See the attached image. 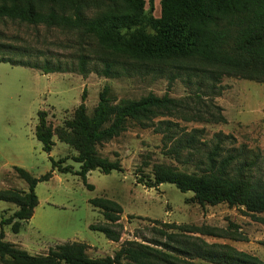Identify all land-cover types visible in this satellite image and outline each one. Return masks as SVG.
Segmentation results:
<instances>
[{
    "label": "rangeland",
    "instance_id": "rangeland-1",
    "mask_svg": "<svg viewBox=\"0 0 264 264\" xmlns=\"http://www.w3.org/2000/svg\"><path fill=\"white\" fill-rule=\"evenodd\" d=\"M148 6L146 2L145 8ZM159 9L160 0H156L152 13L158 16ZM97 11L89 7L86 14ZM0 31V57H21L30 62L48 58L70 66L80 52L92 58L109 55L94 38L82 42L74 30L7 20L0 22ZM97 65L95 61L89 63L91 68L85 74L71 69L44 73L38 67L0 61V188L26 189L27 183L14 171V165L34 176L51 169L50 157H65V163L74 169L79 167L71 157L76 151L56 135L51 151H44L34 127L39 108L48 111L47 118L53 126L72 117L83 87L88 112L105 84L116 100L138 98L149 92L174 97L176 106L157 113L153 120L170 119L183 131L202 128L196 146L184 149L175 158L167 152L171 142L164 140L162 132L155 131L153 125L128 120L126 129L98 146L101 154L119 158L122 170H89V188L78 174L54 169L48 179L36 183L38 202L31 217L22 221L20 230L13 232L9 224L2 225L5 238L31 253L45 252L58 242L81 240L87 243V252L93 257L112 254L123 240L135 238L178 254L179 259L174 260L177 264H220L196 255V243L201 244L203 239L229 244L264 262V212L253 216L243 206L226 202L200 205L192 200L191 190L182 191L171 182L146 186L138 181L148 177L154 162L180 170H199L206 151L217 141L216 132L227 134L221 142L223 153L244 148L259 154L252 174L264 178V82L221 71L198 58L134 62L127 74L118 76L97 73ZM98 195L110 197L122 207L116 225L120 231L117 240L89 227L90 223L104 221L102 212L89 202L90 197ZM17 207L12 201L0 199V217L10 215ZM176 224L187 227L180 229ZM202 225L226 228L229 234L217 236L193 230L192 226ZM170 232L179 234L169 235ZM170 246L184 247V251L177 253Z\"/></svg>",
    "mask_w": 264,
    "mask_h": 264
},
{
    "label": "trees",
    "instance_id": "trees-1",
    "mask_svg": "<svg viewBox=\"0 0 264 264\" xmlns=\"http://www.w3.org/2000/svg\"><path fill=\"white\" fill-rule=\"evenodd\" d=\"M148 2V9L145 3ZM89 7L98 9L87 15ZM153 0H0V22L7 20L20 24L59 27L78 32L79 39L94 38L109 53L95 58L80 52L75 62H53L44 58L41 62L13 56H1L0 61L40 68L44 73L60 70H77L82 74L90 70L89 63H98L97 73L105 76L127 74L134 62L161 61L179 58H198L221 71L264 82V0H160V12L152 13ZM1 33V31H0ZM24 55L23 52H17ZM120 57V58H119ZM212 77L211 75H209ZM86 88L83 87L72 117L64 118L53 126L48 111L37 110L34 135L44 151L49 153L57 139L67 143L76 152L71 157L79 163L74 169L65 163V157H50L51 169L34 176L26 168L14 165L13 169L26 183V189L0 188V199L12 201L17 208L8 216L0 217V264H177L178 254H171L164 247H156L141 240L125 239L112 254L93 257L87 252V243L66 240L55 243L45 252L31 253L17 243L5 238L3 224H9L13 232L20 230L22 221L31 217L38 202L35 185L48 179L54 169L72 171L85 185L89 170L102 172L122 170L119 158L100 153L98 146L126 129L128 120L153 125L171 144L167 152L179 158L184 149H192L202 128L188 131L177 128L170 119L153 118L164 110L176 106V99L164 93L152 92L138 98H116L109 85L98 91L96 104L90 112L86 106ZM217 141L206 151L199 170H180L164 162H154L147 178H139L146 186H157L168 181L180 190H191L192 200L204 204L226 202L243 206L253 216L264 212V178L254 176L252 169L258 165L259 154L249 149L238 152H222L221 142L227 134L216 132ZM234 149V148H232ZM89 202L103 214L104 221L90 223L89 227L117 240L116 228L122 212L114 199L98 195ZM185 229L187 224H176ZM193 230L217 236H226L228 229L214 226H192ZM170 232L169 235H178ZM200 239V238H199ZM195 253L204 259L220 264H264L255 255L238 250L225 243H208L200 239ZM168 245L167 242H163ZM165 246V247H166ZM184 251V247L170 246ZM168 249V248H167ZM190 264H196L190 262Z\"/></svg>",
    "mask_w": 264,
    "mask_h": 264
},
{
    "label": "crops",
    "instance_id": "crops-1",
    "mask_svg": "<svg viewBox=\"0 0 264 264\" xmlns=\"http://www.w3.org/2000/svg\"><path fill=\"white\" fill-rule=\"evenodd\" d=\"M147 1V0H146ZM155 2H156V0H153V3H154V10H155ZM159 11H160V9H159Z\"/></svg>",
    "mask_w": 264,
    "mask_h": 264
}]
</instances>
